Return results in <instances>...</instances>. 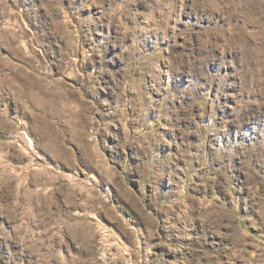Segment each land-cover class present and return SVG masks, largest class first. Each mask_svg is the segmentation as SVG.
<instances>
[{"label": "rangeland", "instance_id": "obj_1", "mask_svg": "<svg viewBox=\"0 0 264 264\" xmlns=\"http://www.w3.org/2000/svg\"><path fill=\"white\" fill-rule=\"evenodd\" d=\"M0 264H264V0H0Z\"/></svg>", "mask_w": 264, "mask_h": 264}]
</instances>
